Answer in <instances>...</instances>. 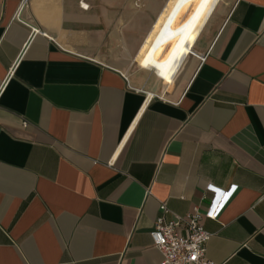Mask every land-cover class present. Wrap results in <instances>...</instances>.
<instances>
[{
    "label": "crops",
    "instance_id": "1",
    "mask_svg": "<svg viewBox=\"0 0 264 264\" xmlns=\"http://www.w3.org/2000/svg\"><path fill=\"white\" fill-rule=\"evenodd\" d=\"M210 188L264 264V0H0V264H161Z\"/></svg>",
    "mask_w": 264,
    "mask_h": 264
},
{
    "label": "built area",
    "instance_id": "2",
    "mask_svg": "<svg viewBox=\"0 0 264 264\" xmlns=\"http://www.w3.org/2000/svg\"><path fill=\"white\" fill-rule=\"evenodd\" d=\"M82 7L88 9L87 5L82 4ZM210 189L216 197L205 213L195 210L185 217L168 221L166 216L170 211L166 204L161 205V216L151 232L154 247L163 255L161 264H216L207 255V246L213 235L205 229L203 222L205 219L216 220L236 189L227 195Z\"/></svg>",
    "mask_w": 264,
    "mask_h": 264
},
{
    "label": "rangeland",
    "instance_id": "3",
    "mask_svg": "<svg viewBox=\"0 0 264 264\" xmlns=\"http://www.w3.org/2000/svg\"><path fill=\"white\" fill-rule=\"evenodd\" d=\"M111 59H112V58H111ZM130 64H131V63H130V57H127V58H126V63L120 65V67L126 69V68H128V67L130 66Z\"/></svg>",
    "mask_w": 264,
    "mask_h": 264
}]
</instances>
